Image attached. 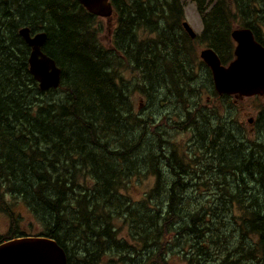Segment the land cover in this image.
Returning <instances> with one entry per match:
<instances>
[{"label": "trees", "instance_id": "1", "mask_svg": "<svg viewBox=\"0 0 264 264\" xmlns=\"http://www.w3.org/2000/svg\"><path fill=\"white\" fill-rule=\"evenodd\" d=\"M193 1L201 39L212 40L222 64L232 59L233 11L264 45V0ZM111 3L103 41L102 18L74 0H0V213L8 220L0 244L52 239L67 264H264V97L257 140L230 121L226 98L221 115L200 110L195 84L181 85L192 48L180 31L170 34L183 2ZM21 27L45 33L42 51L61 70L57 89L41 91L30 76ZM134 98L157 114L135 113ZM170 98L180 124H162L188 127L186 149L157 133L145 140ZM131 178L150 181L138 200ZM19 204L40 234L21 231Z\"/></svg>", "mask_w": 264, "mask_h": 264}, {"label": "water", "instance_id": "2", "mask_svg": "<svg viewBox=\"0 0 264 264\" xmlns=\"http://www.w3.org/2000/svg\"><path fill=\"white\" fill-rule=\"evenodd\" d=\"M89 14L108 19L113 6L110 0H75ZM191 38L193 31L184 23ZM19 36L29 47L27 65L29 73L41 91L55 90L61 81V70L55 62L42 53L46 35H30L28 28L19 30ZM235 44L234 59L225 67L211 50L200 53L201 60L210 69L214 89L220 95L251 97L264 94V48L255 42L249 29L231 32ZM0 264H67L64 251L52 239L25 238L0 245Z\"/></svg>", "mask_w": 264, "mask_h": 264}, {"label": "rangeland", "instance_id": "3", "mask_svg": "<svg viewBox=\"0 0 264 264\" xmlns=\"http://www.w3.org/2000/svg\"><path fill=\"white\" fill-rule=\"evenodd\" d=\"M225 3H227L229 5V3L234 2L235 0H221ZM239 3L241 4V2L239 1ZM183 5H184V13H185V21L188 22L190 24V26L195 30L196 33L199 32L200 29V15L198 17V14L196 12L195 9V4L193 0H183ZM233 16H234V20H237V26L236 27H241L240 29H242L243 27L240 26L242 23L241 21V15L236 13V12H232ZM107 20L104 19H100L98 21V24L102 27V33L100 35L101 40L106 41L110 36V31L112 29V26L108 25ZM172 22V26L170 27L172 29V31L170 32L173 33L174 31H176L177 29L175 28L174 22ZM165 22H160L159 25L160 27H164ZM181 34V32H180ZM182 35V34H181ZM183 37V35H182ZM181 44L183 45V47L187 50H189V45L187 43H183V41H186L185 39H180ZM108 41V40H107ZM199 52V49L196 48V53ZM189 59V57H188ZM125 78L127 80H129L131 78L130 75H125ZM186 86H182V88L184 89ZM195 87L198 88V93L196 96H192L194 97V101L203 109L207 108L208 111L210 112L212 109L215 108V113L213 116H218L221 115V113L223 112L222 107L223 104L222 102L220 103V105L218 104L217 100L213 97H210L207 93V91L205 90V87L203 84H195ZM135 96V95H134ZM171 99V98H170ZM169 99L170 105L177 107V108H181L180 104L177 105V103L175 104V99L176 98H172L171 100ZM261 98H255V99H244L241 102H238L235 106H234V116H230V121L233 123L234 126H237L242 133H244L247 137L253 138L255 135H257L256 140L259 136V134L261 132H263L260 127L258 130L256 127V119L258 117V115L261 112V107L263 105V100H259ZM239 101V100H238ZM138 100L137 98L133 99V104H135V106L137 105ZM232 103V102H231ZM232 105H234L232 103ZM150 107V102H148V108L146 106V101L145 99L141 102V105L138 108H135L136 111H141V115L145 116V117H151L155 114H157L156 112H153L149 109ZM162 108H160L159 110H161ZM168 111V110H167ZM170 111V108H169ZM158 114H160L158 112ZM216 114V115H215ZM177 113H172L169 117H162V119L159 121L160 117L159 116H155V119H153V125L147 129V134L145 135V140L152 135L153 133H157L159 134L161 137H163V139H171L172 142L175 145H178L180 147H182L183 149H186L188 147V145L190 144V139L192 138V135L190 133V130L188 129V127H179L177 133L173 130H170L168 128H166L162 122H166L168 125H172V124H180V122L178 121L177 118ZM172 119V121L170 120ZM249 120H251V124L249 123ZM253 121V123H252ZM228 122V120H227ZM261 130V131H260ZM164 132L170 134L173 136V138H170L167 134H165ZM187 155V154H186ZM191 159H193L190 155H188ZM202 158L204 157L203 155L201 156ZM209 158V157H206ZM195 167V165H193ZM167 174V172H164V175ZM140 184L139 189H134L135 187H133L134 185ZM150 181L148 179V181L146 182V179H142L141 181L135 179V178H131L129 180L128 186L132 187V190H128L129 195L134 199V200H138L140 199V195L142 193H144L145 190H147V188L149 187ZM109 190H112L113 187H109ZM191 194V192H190ZM208 192L204 191L203 192V198L202 201L204 202L209 201V198L207 199L206 197L208 196ZM191 196V195H188ZM13 211L18 212L20 216H23V220L20 222V226H21V231L25 232V233H29L30 235H35V234H40L43 231V228L40 224L39 221H36L35 219H33L28 211V209H26L24 206H22L21 204H19L15 209H13ZM8 224V220L6 218L5 215H3L2 213H0V233L4 234L7 230V225ZM32 226V230L27 229L29 226ZM105 264V263H102Z\"/></svg>", "mask_w": 264, "mask_h": 264}, {"label": "flooded vegetation", "instance_id": "4", "mask_svg": "<svg viewBox=\"0 0 264 264\" xmlns=\"http://www.w3.org/2000/svg\"><path fill=\"white\" fill-rule=\"evenodd\" d=\"M210 13L211 12H208V13L203 12L202 14H210ZM164 28L165 26L162 27L161 29H164ZM176 31H180L181 34L183 35V37H180V38L189 40V37H187L184 31H181L178 28ZM190 40L194 42L193 46H195V48H198L200 50L210 47L209 44L212 41L207 37L205 41H201V42L198 41V37L195 39H190ZM186 66L187 67L185 68V71L187 75H184V76H185V80H187L188 82L183 80L181 85L185 86L186 84V85H189L190 87L198 83L203 84L208 95L210 97L215 98L218 104L220 105L222 97L214 91L212 76H211L210 71L207 69V67L199 60V58L196 61H193L191 64H187ZM183 90L184 92H188V87H185ZM229 98L232 100L234 99V97H229ZM194 103L197 104L195 101ZM139 105H141V102L139 103ZM169 108H170V111L166 112L167 117H169L172 113H176L178 111V108H175L174 106L170 105ZM199 109L202 110V107H199ZM149 188H151L150 185H149Z\"/></svg>", "mask_w": 264, "mask_h": 264}, {"label": "bare ground", "instance_id": "5", "mask_svg": "<svg viewBox=\"0 0 264 264\" xmlns=\"http://www.w3.org/2000/svg\"><path fill=\"white\" fill-rule=\"evenodd\" d=\"M236 1V0H235ZM201 21V20H200ZM237 20H235L234 21V23H233V28H232V30L234 29V28H241V27H236V25H237ZM237 26H239V25H237ZM240 26H242L243 28L242 29H249V30H251V28H249V27H246V26H244V24H241ZM23 28H28V27H21L20 29H18V32H19V30H21V29H23ZM29 29V28H28ZM30 30V29H29ZM252 31V30H251ZM42 31H37V32H31V30H30V35H34V34H37V33H41ZM231 32V31H230ZM263 32H264V29H263ZM44 33V32H43ZM45 34V33H44ZM18 36H19V33H18ZM20 37V36H19ZM20 39L23 41V43L25 44V42H24V40L20 37ZM46 41V40H45ZM26 45V44H25ZM27 46V45H26ZM43 47V46H42ZM27 48H28V50H29V47L27 46ZM30 51V50H29ZM41 51H42V48H41ZM42 53H43V51H42ZM43 54H45V53H43ZM46 55V54H45ZM47 56V55H46ZM48 57V56H47ZM50 58V57H49ZM50 59H52V58H50ZM53 60V59H52ZM54 61V60H53ZM55 62V61H54ZM56 64V63H55ZM28 72H29V70H28ZM30 74V73H29ZM30 76L33 78V76L30 74ZM33 80H34V78H33ZM35 81V80H34ZM36 82V81H35ZM37 83V82H36ZM37 85H38V83H37ZM249 123L251 124V120H249ZM252 123H253V121H252ZM2 244V243H1ZM0 244V245H1Z\"/></svg>", "mask_w": 264, "mask_h": 264}]
</instances>
